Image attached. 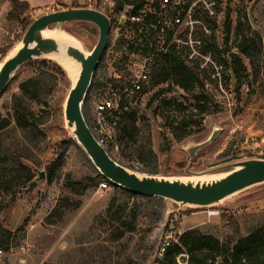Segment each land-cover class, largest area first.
Instances as JSON below:
<instances>
[{
  "label": "rangeland",
  "instance_id": "1",
  "mask_svg": "<svg viewBox=\"0 0 264 264\" xmlns=\"http://www.w3.org/2000/svg\"><path fill=\"white\" fill-rule=\"evenodd\" d=\"M24 1L29 3L30 12L35 17L45 13V4L52 0ZM60 1L67 0L56 1V10L63 7ZM67 2L74 4L76 0ZM118 6H105L114 12L116 21L84 103L87 121H91L96 103L121 65L126 43L123 37L125 27L120 26L117 19L124 9L120 11ZM10 9L9 0H0V61L2 50L16 42L22 31L9 20ZM228 14L234 26L239 19L243 20L244 32L261 43L260 52L253 62L239 53L235 27L228 35ZM214 33L219 49H227L224 54L216 55V60L225 57L230 63V54L239 53L249 73L246 83L238 87L230 65L221 63V78H214L211 69L208 73L211 79L206 77L205 86L197 84L195 89L209 94L212 112L203 120L199 116L189 119L194 132L182 141L176 140L169 127L172 120H166L163 100L175 99L189 107L194 100L184 89L169 82L150 87L131 110L136 114L138 126L134 138L117 137L116 144L107 150L116 161L139 173L185 176L189 163L190 171H203L234 160L264 158V0H220L219 20ZM97 35L98 32L91 38L81 37L86 50L94 46ZM45 59L51 61L49 68L56 72L55 65L60 64L54 59ZM30 62L18 69L1 95L2 117L8 116V103L14 93L20 92V84L41 70V63ZM224 74L229 76V80L224 78ZM71 86L72 81L66 71L47 95L48 104L44 108L48 112V121L41 127L45 138L40 143V150L37 149L39 167L32 181L38 178V170H44L45 179L39 180L32 191L28 190L30 183L23 189L16 188L12 194L0 189V246L4 249L0 264H157L165 241L178 240L187 229L197 227L227 240L230 236L246 235L264 223V185L213 207L183 209L163 197L133 195L121 190L116 193V199L123 206L116 210L126 218V223L121 225L122 233L118 237V231L107 216L114 186L99 172L65 127L63 102ZM178 118L181 119L180 115ZM215 129H220L216 140L198 151L192 159L188 148L207 140ZM65 139L72 140L71 145L53 181H49L50 167L61 153L59 141ZM22 161L27 162L24 158ZM70 179L83 182L88 187L86 193L77 195L70 192L67 188V180ZM106 181L108 187L101 188L100 184ZM66 195H69L70 202L80 199V208L68 212L63 219L55 217L53 224L47 223V216ZM15 199L17 206L6 223L4 209ZM231 218L239 224L237 234ZM8 240L10 247L6 249Z\"/></svg>",
  "mask_w": 264,
  "mask_h": 264
},
{
  "label": "trees",
  "instance_id": "2",
  "mask_svg": "<svg viewBox=\"0 0 264 264\" xmlns=\"http://www.w3.org/2000/svg\"><path fill=\"white\" fill-rule=\"evenodd\" d=\"M9 2L11 9L8 18L22 31L16 42H12L2 50L3 54L0 62L22 40L33 17L27 1L9 0ZM130 3H132L131 0L119 2L118 10L121 11L124 5ZM74 6L88 7V4L76 2ZM95 8L103 10L100 1L95 5ZM104 12L112 17L113 22L116 21L112 10L106 9ZM233 27H235V34L239 39L237 45L239 53L253 62L255 56L260 52L261 43L254 36H249L244 32L243 20L239 19L234 26L230 14H228L226 21L228 35L232 32ZM73 31L86 38H91L92 35L97 34V29L94 26L84 24L76 25ZM226 41H229V37H227ZM204 50L205 52H212L214 57L219 55V53L224 54L227 52V49H219L216 43V35L212 36V41L204 47ZM239 53L230 54V63L227 62L225 57L220 58L218 62L220 65L221 63L226 66L230 65L238 87H241L246 83L249 73ZM34 62L42 64L41 70L30 78L25 79L19 86L20 92L12 95L8 103V116L2 117L0 114V189H4L8 194H12L16 188L23 189L36 176L39 167L37 149L40 150V143L45 138V133L41 127L48 121V112L44 108L48 104L47 95L56 87L59 76L66 75L65 69L60 65H55L56 72L51 70L49 68L51 61L48 59H37L30 63ZM190 63L194 65L191 66ZM210 72L211 68H201L199 63L189 61L185 51H175L168 55L154 70L151 78V88L169 82L184 89L191 95V99L194 100L190 107L184 102L175 99L164 98L163 100L164 108L167 111L166 120H172L169 127L177 141H182L194 132L189 119L199 116L203 120L205 116L212 112L209 94L204 91L196 92L195 89L197 84L202 87L205 86L204 79L206 77L211 79L208 76ZM224 78L229 80L227 75ZM38 106L40 108H37ZM83 112L84 116H86L85 108ZM175 112L178 114L175 115ZM179 115L181 117L180 120L178 118ZM137 131L136 114L129 112L121 124L118 137L133 139ZM71 142L72 140L67 139L59 141L61 153L55 160L54 165L50 167L49 181H53L58 166L64 160L65 152ZM22 158L26 159L27 162L22 161ZM98 174L101 175L99 172ZM107 181L115 189L107 210V216L111 219L113 227L118 231L119 237L122 233H120L121 225L126 223V218L118 214L116 210V208L123 206L116 199V193L126 190L133 195L139 194L120 187L109 180ZM67 188L70 192H74L77 195H84L88 189L83 182L72 179L67 180ZM70 200L69 195L61 197L56 207L47 216V223L53 224L55 223V217L63 219L68 212L76 211L80 208L82 204L80 199L72 202ZM16 206L17 200L15 199L4 209L6 223L10 221ZM231 222L235 224L237 234L240 229L239 224L234 218H231ZM9 243L8 240L6 249H8ZM157 264H264V223L255 227L246 235L230 236L227 240H222L214 234L205 233L197 227L187 229L178 237V241H173L168 246L162 257L157 261Z\"/></svg>",
  "mask_w": 264,
  "mask_h": 264
},
{
  "label": "water",
  "instance_id": "3",
  "mask_svg": "<svg viewBox=\"0 0 264 264\" xmlns=\"http://www.w3.org/2000/svg\"><path fill=\"white\" fill-rule=\"evenodd\" d=\"M60 2L63 4L61 9L32 17L22 40L2 61L0 97L21 66L61 52L62 39L58 36L46 35L47 31L68 33L69 37L75 38L80 44L77 46L65 43L66 55L78 63L81 70L63 104L65 127L105 178L137 194L166 198L178 205L179 209L213 207L264 185V158L234 160L203 171H190L191 163H189L185 169L187 174L185 176L139 173L116 161L97 141L83 112L94 74L109 45L113 27L112 17L97 8L76 7L67 1ZM79 24L91 25L97 29V39L94 40V46L90 50L84 48L81 36L73 31V28ZM19 44H22V47L11 55ZM219 134L220 129H215L207 140L188 148L191 158L193 159L198 151L214 142ZM38 174V178L29 184V191L38 185L39 180L46 177L44 170H38Z\"/></svg>",
  "mask_w": 264,
  "mask_h": 264
},
{
  "label": "built area",
  "instance_id": "4",
  "mask_svg": "<svg viewBox=\"0 0 264 264\" xmlns=\"http://www.w3.org/2000/svg\"><path fill=\"white\" fill-rule=\"evenodd\" d=\"M99 1L105 11L106 5L123 0H76L93 8ZM131 1L124 5L123 13L117 18L120 26L125 27L126 46L121 65L88 121L93 135L107 150L116 144L121 124L150 88L154 70L168 55L185 51L189 61L199 63L201 68H211L212 76L221 78L222 65L212 52L204 50L216 35L214 28L219 20L220 0ZM108 185L106 181L100 187L107 188ZM172 242L165 241L162 253ZM3 255L4 249L0 246V257Z\"/></svg>",
  "mask_w": 264,
  "mask_h": 264
},
{
  "label": "bare ground",
  "instance_id": "5",
  "mask_svg": "<svg viewBox=\"0 0 264 264\" xmlns=\"http://www.w3.org/2000/svg\"><path fill=\"white\" fill-rule=\"evenodd\" d=\"M67 34L64 32L55 31V30H49L46 32V35L58 36L62 39L61 52L59 54L57 53L50 54L47 56V58L56 60L61 66H63L66 69V71L68 72L71 78L72 85H73L77 81L81 68L78 63H76L72 58L66 55L64 44L70 43V44L79 46L80 43L75 38L69 37L70 35L68 36ZM21 47H22V44H19L17 49L13 51L11 55H14L17 52V50ZM1 63H0V69L2 66ZM213 178H217V177H213ZM198 180H203V179H198Z\"/></svg>",
  "mask_w": 264,
  "mask_h": 264
},
{
  "label": "crops",
  "instance_id": "6",
  "mask_svg": "<svg viewBox=\"0 0 264 264\" xmlns=\"http://www.w3.org/2000/svg\"><path fill=\"white\" fill-rule=\"evenodd\" d=\"M56 1L58 2V0H52L50 4H45V12L50 11L53 8H56L58 5V3L56 4ZM68 1V0H67ZM32 11L36 12V9H32Z\"/></svg>",
  "mask_w": 264,
  "mask_h": 264
}]
</instances>
